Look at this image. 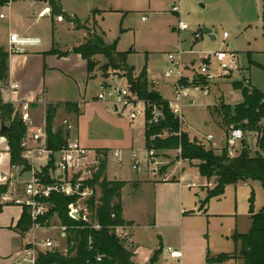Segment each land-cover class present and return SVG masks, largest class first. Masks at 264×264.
<instances>
[{
    "label": "rangeland",
    "instance_id": "obj_1",
    "mask_svg": "<svg viewBox=\"0 0 264 264\" xmlns=\"http://www.w3.org/2000/svg\"><path fill=\"white\" fill-rule=\"evenodd\" d=\"M87 1L66 0V3L71 8L76 9L79 14H84ZM100 3L105 8L115 10L107 13L100 23L106 32V41L116 42L120 50L134 48L136 52L128 57L127 62L138 71L147 63L152 74L155 75L156 81L161 84L165 83L158 87L159 92L164 97L173 99V79L166 80L164 77V71L169 65L167 61L169 51L180 48L185 51L192 49L194 51L223 50L227 52V58L224 61L225 69H221L219 62L213 57L211 58L210 70L215 74L219 73L218 76L211 82H202L197 88H190L189 95L184 98L182 124L180 126V129L185 131L189 138H195L204 143H206L204 137L211 133L215 137L212 142H215L218 149L222 147L223 143L220 138L223 136L222 131H224L225 125L221 115L215 111L220 99L230 104L238 103L241 100L240 90L233 87L235 81L242 84L250 83L264 92L263 0H101ZM173 5L178 7V11L172 10ZM9 8L11 7L0 4V11L5 13L7 17L9 16ZM15 10L16 8H13V11ZM178 21L185 22L188 28L182 31L178 30ZM13 23L14 30L20 32V27L17 25L18 19L14 17ZM67 27L69 25L61 23L60 29L54 35L57 42L51 49L57 51L54 55L59 57L68 56L72 53L75 45L77 46L85 40V38L82 40L73 37ZM121 28L123 30H120ZM205 28L211 29L214 39H211L209 34L204 31ZM223 32H227L228 37L223 38ZM26 34L42 38L44 41L42 48L50 45L52 36L50 30L44 32L43 29L31 28ZM22 53L16 52L9 55L11 59L15 60ZM93 60L94 67L90 71L86 67V76L74 71L69 76L52 74L43 77L39 74V77L37 71L34 79L35 70L33 68L36 67L37 61L34 59L26 60V67L28 68L26 79L30 78L25 81L27 88L29 85L31 89L34 87L32 82H35L36 78L39 82L38 87L36 86L37 90L31 93L33 96L29 98V101L36 103L38 101L37 94L41 95L42 102L81 99L91 101L100 90V78L104 79L108 75L121 74L115 70H106V60L103 56H94ZM65 68L68 67L65 66ZM188 74L190 75L189 72ZM87 75L89 78L94 76L96 78L86 79ZM148 89H152L150 85ZM80 104L79 109L81 108L82 113L81 136L86 137V140L91 141L92 144L108 142L113 146L111 149H123L121 162L109 160L108 175L114 170L118 172L120 178H133L137 175H143L146 171V166L141 159L146 153L144 116L139 114L135 119L129 120L125 111L116 113L110 106L104 109L99 103L85 105L81 102ZM42 105L40 103V106ZM46 105L43 119L38 109H32L31 121L26 124V135L31 133V127L45 129ZM13 108L20 113L21 110L17 105H13ZM79 114L68 113L63 108H58L52 121L53 128L62 126L68 129L70 137L73 136ZM248 134L247 145L252 153L255 151L256 138L253 132ZM162 136L166 137L167 133H163ZM38 143L40 141L37 143L33 141L30 147H35ZM207 144L204 145L208 147ZM129 150L135 152L141 159L137 171L131 167L132 160ZM214 151L219 153V150L214 149ZM177 154L176 150H157L156 157L162 162L156 166L157 172L159 174L161 172L167 173L174 167H180L175 160ZM189 164V168L194 166V162ZM183 165L186 164L183 163ZM28 179L29 175L27 174L17 177L16 188L12 190V195H19L22 191L23 181ZM250 185L241 182L235 187H227L220 200H211L213 201L211 211L218 213L211 216L206 214L205 207L199 208L207 194L202 192L200 187L185 188L187 199L196 198V205L186 203L184 208L187 212L183 216L180 227L170 231L163 230V238H161L162 234L159 231L139 228L136 235L142 243V256L150 258L153 254V252L149 253L150 248L158 249L161 241L163 248L170 246L177 250L182 246L184 259L181 262L184 264H202L204 248L215 255L233 252L237 248L232 239L233 233H246L251 225L247 216L248 205L245 201L250 196L249 190L253 188L254 205L257 211L264 207V190L261 184L257 181H251ZM134 213L139 215L138 222L141 224L147 223L149 220L150 216H145L141 210L138 211L135 208ZM227 214H233V216ZM89 217H91L90 214ZM57 224L59 225L60 222L54 216L50 220V226L38 228L34 235L37 240L48 238L54 240L56 249L64 253L66 250L65 238L61 237L57 227H54ZM115 233L122 239L124 246L131 249L126 238L127 232L121 234L115 230ZM156 264L178 263L171 258L165 261L164 253H161ZM219 264H242V260L229 258Z\"/></svg>",
    "mask_w": 264,
    "mask_h": 264
},
{
    "label": "trees",
    "instance_id": "obj_2",
    "mask_svg": "<svg viewBox=\"0 0 264 264\" xmlns=\"http://www.w3.org/2000/svg\"><path fill=\"white\" fill-rule=\"evenodd\" d=\"M16 1V0H13ZM4 2V0H3ZM50 15L61 17L74 25L75 29H85L86 40L75 46L72 53L79 54L85 61L87 70L94 67V56L101 55L105 58V69L121 72L125 75L130 90L146 103L144 140L145 149L177 150L180 149L179 158L194 162L198 173L207 180H213L214 186L208 189L206 198L199 208L206 206L208 200L224 193L227 185H235L243 181H257L264 190V92L250 84H242L239 81L233 83V87L239 89L242 95L241 101L235 104L226 103L220 99L215 111L221 115L224 125L235 124L240 126L248 134H255V151L251 153L247 142L244 149L234 159H228L225 152L216 153L211 146H205L195 138H189L185 131L180 130L178 119L173 115L168 106V101L154 89H148L146 65L139 75L134 76V68L127 63L128 51H117L116 43H106L101 33L91 29L82 23L76 16H69L61 7L60 0H48ZM263 30H264V0H263ZM93 24L95 22L93 21ZM122 30V29H120ZM48 54H56L50 49ZM9 53L0 47V85H5L8 79ZM194 84L197 80L194 79ZM205 82L201 80V83ZM155 103L162 112L163 118L157 124L148 123L150 111L148 105ZM58 108H63L68 113L79 114V105L75 101H61L55 104L47 103L45 111V135L46 147L53 151L61 146L69 138L68 129L59 126L53 128L52 121ZM0 118L7 125L6 137L9 151L10 166H22V171L29 169V164L23 158V141L26 138L27 127L20 114L14 110L13 104L4 102L0 95ZM167 133L166 137L158 134ZM249 135V134H248ZM106 148L97 149L104 153ZM107 160L100 161L98 170L94 173L92 183H98L99 196L87 201L91 211L90 221L75 220L68 216L67 205L74 201L71 196L52 193L47 201L51 204L48 212L38 218L40 224L49 225L50 219L56 215L60 224L65 226L66 251L57 249L39 252L36 264H134L131 260L132 252L124 246L122 239L115 233V228L131 224L122 217L120 201L121 188L125 184L122 180H109L104 176ZM50 166V165H48ZM47 167L43 168V172ZM135 184V183H133ZM8 185L0 184V195L5 193ZM248 212L251 225L246 233L234 232L232 239L237 248L230 253L211 255L207 251L205 261L207 264H215L226 261L229 258L241 259L242 264H264V207L254 210V192L251 191L248 198ZM1 207V206H0ZM98 224L94 228L91 224ZM32 226V220L28 208L23 207L21 217L16 229L25 234ZM161 247L150 258L153 263ZM97 256L101 259L98 261Z\"/></svg>",
    "mask_w": 264,
    "mask_h": 264
},
{
    "label": "crops",
    "instance_id": "obj_3",
    "mask_svg": "<svg viewBox=\"0 0 264 264\" xmlns=\"http://www.w3.org/2000/svg\"><path fill=\"white\" fill-rule=\"evenodd\" d=\"M100 1L101 0H88L87 3L85 4L86 12L84 14H79V12L76 9L68 6L66 0H60V4L62 10L66 14H68L69 16H76L78 19H80L82 23L88 21L86 26H88L91 29H95L97 33H101L104 41L106 43H110L106 41V32L103 30L102 25L100 23L104 20V16L107 13L115 10L112 8L103 7ZM0 4H3V0H0ZM10 7L11 8H9L8 10L9 16L7 17L5 15L3 18H0V47L7 50L9 33H16L20 37H35L40 40V43L36 46L28 47L27 50L22 54H20V56H17L15 60L11 59L10 58L11 56L9 55L7 83L8 82L18 83L19 91L16 97H11L6 87L7 84L6 83L5 85L2 86L0 85V95L4 102L14 101L15 104L17 105L22 103H28L29 115L32 114V109L35 110L38 109L41 112V117L43 119L44 107L46 103H55L66 100L42 102L40 99L41 95L37 94L38 101L36 103L33 101H29V98L33 96V94L31 95V93L37 90L36 86L38 87L39 82L38 79L36 78V81L34 80L36 83L32 82V85L34 87L31 89L29 85V87L27 88L25 81L29 80L30 78L28 77V79H26V74H28L27 73L28 68L26 67V60L34 59L35 61H37L36 67L33 68L35 70L33 73V79L34 77H36L37 71L39 77H40L39 74L43 75V77H46V75L50 76L52 74H61L64 76H69L74 71L83 73L86 76L87 74L86 61L79 54L71 53L66 57H59L58 55L48 54L47 51H49L51 47L57 42L54 35L60 29L61 23H66L67 25H69L67 29L75 38H80L82 40L85 38L86 40L87 33L85 29H75L72 23L65 21L60 16L54 17L52 20L50 15V7L48 6V0L46 3L41 0H16V1H12ZM13 8H16V10L13 11ZM0 13L3 12L0 11ZM14 17L15 19H18L17 25L20 27L21 30L20 32L14 30V23H13ZM142 20H144V18H142ZM93 21L95 22V24H93ZM31 28L43 29L44 32L50 30L52 35L50 40V45H47L46 48H42L44 43L42 38L36 35L34 36L27 35L26 32ZM116 49L117 51H128L127 60L128 57L132 55L133 52H136L134 48H129L128 50H120L117 44H116ZM196 57L197 56L194 54L184 53L183 61L185 65H188L191 62L192 63L195 62ZM129 65L134 68L133 70L134 76L139 75L144 65H146L147 78L150 87L156 90L162 96L163 99L167 101L172 100L168 97H164L159 92L158 87L162 86L165 83L161 84L158 81H156L155 75L152 74L147 63H145L139 71L136 70L133 65L131 64ZM65 66H67L68 68H65ZM188 72L189 71H187V73ZM113 76L114 75H108L104 79L100 78L99 87L101 88L102 85H104ZM87 77L85 78L86 79L96 78V76L92 78L89 77L87 78ZM67 101H72V100H67ZM73 101L77 102L79 107H81L80 104L81 102H83L85 105L99 103L102 105L104 109H106L107 106L112 107L109 103H106L104 101L103 102L98 101L96 97H94L91 101L89 100L86 101L83 99L73 100ZM40 103H42L43 105L40 106ZM112 108L114 112L119 113V111L115 109V106H113ZM79 110H80L79 112L80 114L78 116L77 126L73 136L79 138L81 144H83L86 147L92 149L106 148L107 150H111L113 146L108 142L92 144L91 141L86 140V137L81 136L80 133V129L82 127V122L80 126V121L82 120L81 108ZM108 116L110 117V115ZM223 132L224 131H222V133ZM27 137H29V134L26 135V138ZM30 144H33V140L32 139L26 140L25 148L30 147ZM129 152L131 153V150H129ZM183 163H185L186 165H183ZM108 164H109V160L107 161L106 168L104 170V176L109 180L116 179V180L125 181V184L121 188V192H120L122 217L124 220L131 222V224L128 225L118 226L115 228V230L121 234L122 233L125 234V232H127L126 238L128 239V243L131 246V249L128 246L127 248L132 252L131 260L133 261L134 264H156L159 260V256H161V253H163V247L161 244L162 241L159 242V248L161 247V252L157 255L155 261L153 263H150V258L153 256L154 252L159 248L158 249L150 248L149 253L153 252L152 256L150 258H147V256L143 257L141 254L142 243L140 242V240H138L136 235L138 229L144 228L146 230L152 229L159 231L162 234L161 238H163V230L170 231L179 228L181 222L183 221V216L187 212L186 208H184L185 204L190 203L192 205H196L197 203L196 198L192 200L187 199L184 189L200 187L202 189V192L204 191V193L207 194L208 189H211L214 186V181L207 180L206 178L202 177L198 173V170L195 167V165L192 166V168L191 167L189 168L188 166L190 164L187 162H181L179 163L180 167H174L169 172L167 173L161 172L160 174L157 172V170H154V168L151 165L144 163L146 166L145 173L141 176L138 175L134 176L133 178L132 177L120 178L118 177V172L116 170L112 171V173L108 175V170H107ZM10 173L14 174V176L10 178V183L8 184V190H10V192L12 193V190H15L16 188L15 184L17 182V177L25 174L29 175V173H27L26 170L20 173L15 168L10 166L7 140L6 137L0 133V174L9 177ZM188 182H192L194 183V185L187 186ZM250 182L251 180L243 181L242 183H246L248 186H251ZM237 184L227 185L224 189V193L227 187L229 186L235 187ZM251 191H253V188L249 190V193H251ZM224 193L220 196H215L208 200L204 208L207 215L211 216L212 214L214 215L218 214L215 213L214 211L213 212L211 211V204L213 202L211 200L214 199L220 200L222 196H224ZM248 198L249 196L245 201L249 206ZM0 206H1L0 207V264H16L17 261L20 259L22 247L28 238L27 233L21 235V233L16 229L17 222L21 217L22 207L13 203H3L1 200H0ZM135 208L138 211L140 210L143 211L145 216L147 217L150 216L147 223L141 224L140 222H138L139 215L134 213ZM254 210L257 211L255 205H254ZM219 215L223 216L225 214H219ZM227 215L233 216V214H227ZM247 216L250 219L248 208H247ZM55 226H58V224ZM59 234H60V230H59ZM177 250L180 251V258L175 260L177 261L178 264H184L183 262H181V260L184 259L182 246L180 247V249ZM202 252L204 259L202 264H207L205 261V255L207 253V250L204 248ZM211 255H215V254L212 253ZM164 259H165V255H164Z\"/></svg>",
    "mask_w": 264,
    "mask_h": 264
},
{
    "label": "built area",
    "instance_id": "obj_4",
    "mask_svg": "<svg viewBox=\"0 0 264 264\" xmlns=\"http://www.w3.org/2000/svg\"><path fill=\"white\" fill-rule=\"evenodd\" d=\"M13 0H4L3 5L10 7ZM173 11H178V7L173 5ZM5 13H0V18H3ZM144 18V17H142ZM177 28L179 30H186L188 25L183 21H178ZM223 38L228 37L227 32H223ZM199 37V35H196ZM40 43V40L35 37H20L16 33H9L8 36V53H20L25 52L28 47L36 46ZM189 53L196 55V61L185 65L183 61V54ZM214 58L221 69H225L224 61L227 58V52L223 50L207 52V51H184L180 48L173 49L167 53L168 67L164 71V77L166 80L173 79V99L168 101V106L173 115L178 119L179 124H182V108L184 105V98L189 95L191 87L197 88L201 84V80L205 82H211L216 76L219 75L213 73L210 70L211 58ZM193 64V65H192ZM189 71L190 75H187ZM124 74H118L109 79L97 93L96 99L109 103L112 107L115 106L116 110L120 113L125 111L129 120H133L137 115L142 114L145 116L146 103L139 99L135 93H133L125 79ZM194 79L197 80V84H194ZM6 87L11 97H16L19 91V84L15 82H8ZM14 106V101H10ZM20 108V116L24 124L30 123L31 118L28 113L29 104L22 103L17 105ZM150 111V118L148 123L157 124L163 118L161 109L152 103L148 105ZM145 123V117H144ZM31 133L23 141L24 152L23 158L29 164V169L26 170L29 173V179L23 182L22 191L19 195H12L10 190L0 195V200L3 203H13L20 207H27L28 213L32 220L31 228L26 232L27 238L25 244L22 247L20 259L16 264H36V259L39 252H45L48 250L56 249L55 242L52 239H39L34 235L35 230L38 228L48 227L49 225L40 224L38 218L45 215L49 208L50 203L47 199L52 193L63 194L71 196L74 201L67 205V214L69 217L75 220H84L89 222V214L91 211L88 208L87 201L94 198L95 202L99 196L98 183H92L94 173L98 170L100 161L102 159L111 160L114 162H121L123 156V150L120 148H114L107 150L104 153L97 152V149H92L81 144L79 138L72 136L69 137L60 149L53 151L46 147V135L44 128L31 127ZM181 130V129H180ZM182 131V130H181ZM162 136V134H158ZM246 137V141H244ZM206 143L212 148L225 152L228 159H234L239 156L244 149V142H247L249 135L243 130L242 127L235 124H228L225 126L223 137H221L222 147L219 149L215 142H212L215 137L213 134L208 133L205 137ZM32 139L34 142H39L35 147H26V140ZM202 144H206L203 141ZM177 163L187 162L179 158L180 149L176 150ZM157 150H146V153L141 158L142 162L151 165L154 170H157V165L162 164L156 157ZM179 158V159H178ZM141 159L138 158L135 152L131 151V167L133 170H138ZM50 165V166H48ZM18 172L22 173V166H12ZM47 167V171L43 172V168ZM14 176L10 173L9 177L0 174V184L5 185L10 183V178ZM194 183L188 182L187 186H193ZM56 216L53 215L51 219ZM57 217V216H56ZM50 219V220H51ZM94 228H98V224H91ZM57 229L60 230V236L65 238V226L59 224ZM62 233V234H61ZM66 251V250H65ZM165 260L179 259L180 251L173 249L170 246L163 248ZM96 259L99 261L100 256Z\"/></svg>",
    "mask_w": 264,
    "mask_h": 264
},
{
    "label": "water",
    "instance_id": "obj_5",
    "mask_svg": "<svg viewBox=\"0 0 264 264\" xmlns=\"http://www.w3.org/2000/svg\"><path fill=\"white\" fill-rule=\"evenodd\" d=\"M41 1H43V2H47V0H41ZM204 31L207 33V34H209V36H210V38L211 39H214V36L211 34V29L210 28H205L204 29ZM115 109H116V107H115ZM7 130H8V127H7V125L4 123V121L1 119V121H0V133L1 134H5L6 132H7ZM244 141H246V137H244ZM177 158V157H176Z\"/></svg>",
    "mask_w": 264,
    "mask_h": 264
}]
</instances>
